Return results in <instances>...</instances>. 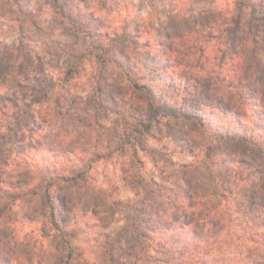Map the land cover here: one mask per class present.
<instances>
[{
    "label": "clouds",
    "instance_id": "9594fccd",
    "mask_svg": "<svg viewBox=\"0 0 264 264\" xmlns=\"http://www.w3.org/2000/svg\"><path fill=\"white\" fill-rule=\"evenodd\" d=\"M0 264H264V0H0Z\"/></svg>",
    "mask_w": 264,
    "mask_h": 264
}]
</instances>
